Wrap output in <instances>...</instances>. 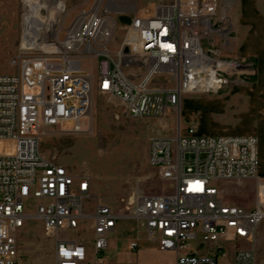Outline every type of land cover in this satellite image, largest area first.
<instances>
[{
  "label": "built area",
  "instance_id": "1",
  "mask_svg": "<svg viewBox=\"0 0 264 264\" xmlns=\"http://www.w3.org/2000/svg\"><path fill=\"white\" fill-rule=\"evenodd\" d=\"M40 2L30 33L25 6L20 46L8 60L13 71L0 74V264L21 263L18 235L32 217L53 241V264H104L122 219L143 221L149 240L176 252L175 264H217L226 243L234 264H256L264 246V179L255 136L199 135L180 123L173 135L150 138L147 163L170 192L137 196L127 215L102 203L90 207L89 176L40 151L42 134L79 132L95 94L117 100L127 116L162 118L179 111L184 95L218 94L253 77V59L221 54L229 39L221 0H159L149 15L133 14L123 25L115 18L125 13L119 3L93 0L66 28L63 1ZM65 120L73 121L68 131L61 130ZM251 180L253 206L231 202L227 184ZM86 224L88 243L71 236ZM189 240L204 251L181 254ZM138 247L129 244L130 251Z\"/></svg>",
  "mask_w": 264,
  "mask_h": 264
},
{
  "label": "rangeland",
  "instance_id": "2",
  "mask_svg": "<svg viewBox=\"0 0 264 264\" xmlns=\"http://www.w3.org/2000/svg\"><path fill=\"white\" fill-rule=\"evenodd\" d=\"M29 1L0 0V74L13 71L8 65V60L20 46L23 34V14L26 9L24 3ZM62 1L66 5V14H64L66 19L63 24V28H66L77 9L88 7L93 0ZM114 1L125 8L124 14L115 17L118 24L123 25L127 22H124L122 18L130 19L133 14L149 15L159 0ZM258 1L260 9H264V0ZM234 5L235 0H221V7H224L223 11H225L229 22V39L221 49L222 56L227 58L237 57V52L234 51L231 41V38L234 37L232 31V20L235 15ZM120 35L121 32L117 31L116 38L119 39ZM59 36H62V32ZM89 68L92 70L93 65L90 64ZM225 91L218 94H223ZM189 95L199 94L184 95L186 107L181 116L178 111L170 112L162 118H133L124 114L123 108L117 100L95 94L91 98L88 114L81 121L83 130L67 133L50 131L42 134L40 139L41 154L47 159L67 166L74 174L83 173L89 176L90 207L96 203H102L109 205L119 214H130L137 196L170 192L169 184L159 181L157 171L147 163L149 139L156 136L173 135L178 124L184 119L189 102L194 101L204 116L215 111L213 106L205 104L203 98L191 99ZM210 95L215 96V94ZM72 126V120H65L61 125V130L68 131ZM247 130L249 129L244 131ZM241 132H243L242 129ZM260 147L261 142L258 144V148ZM261 171L262 173H258V177L264 179V167ZM254 184L253 180L241 184L228 183L227 186L235 194L229 200L244 208H251L254 204L251 192ZM241 190H243L242 193H240ZM88 230L89 227L86 224L84 228L71 236L75 237L79 234L78 238L82 242L88 243L90 239ZM144 232L143 221L122 219L115 232L109 235L108 247L112 244L118 252L132 236L143 235ZM18 245L20 264H53V241L44 236L40 221L35 217L26 220L25 226L18 235ZM231 251V246L226 245L221 260L228 261ZM105 257L109 258L110 256L105 254ZM259 257H264V246L260 247ZM104 264L112 263L104 261Z\"/></svg>",
  "mask_w": 264,
  "mask_h": 264
},
{
  "label": "crops",
  "instance_id": "3",
  "mask_svg": "<svg viewBox=\"0 0 264 264\" xmlns=\"http://www.w3.org/2000/svg\"><path fill=\"white\" fill-rule=\"evenodd\" d=\"M234 6L232 46L237 52V57L255 61V75L251 77L254 78V81L238 80L233 82L225 93L215 94V96L210 94L189 95L191 99L203 98L205 104L213 106L215 111L204 116L201 109L199 111L195 102L191 100L192 103L187 104L181 125H194L196 133L199 135L255 136L259 160L258 173L261 174L262 167H264V9H260L258 0H235ZM185 107L183 97L179 108L180 116L184 114ZM245 129L249 130L244 131ZM260 142L261 147L258 148ZM116 228L111 234L115 232ZM133 241H136L139 246L136 251L129 249V244ZM230 246L232 251L229 254V260L219 259L217 264H234V247ZM203 251L204 248L199 241L189 240L180 253L198 254ZM105 254H109L110 257L106 258ZM103 256L106 263L111 262L112 264H175L177 254L175 251L161 250L158 244L149 240L144 232L143 235L132 236L118 252L111 244L104 251ZM262 262H264V257H258L256 264H262Z\"/></svg>",
  "mask_w": 264,
  "mask_h": 264
},
{
  "label": "bare ground",
  "instance_id": "4",
  "mask_svg": "<svg viewBox=\"0 0 264 264\" xmlns=\"http://www.w3.org/2000/svg\"><path fill=\"white\" fill-rule=\"evenodd\" d=\"M24 5L27 6L28 9H29L28 12L26 13L25 19H24L25 20V23H26L25 31L27 33H30L31 32V29H32V26L31 25L35 21L34 19H40V17H39V10L41 8H43L45 4L44 3H41L40 0H30L29 2L24 3ZM110 6L112 8H118V6H116V4L114 2H110ZM50 20H53L52 16L50 17ZM83 118H85V117H83ZM78 129H79L78 131L83 130L81 128V122H80V124L78 126Z\"/></svg>",
  "mask_w": 264,
  "mask_h": 264
},
{
  "label": "trees",
  "instance_id": "5",
  "mask_svg": "<svg viewBox=\"0 0 264 264\" xmlns=\"http://www.w3.org/2000/svg\"><path fill=\"white\" fill-rule=\"evenodd\" d=\"M124 22H129V18H122ZM248 81H254V78H248Z\"/></svg>",
  "mask_w": 264,
  "mask_h": 264
}]
</instances>
